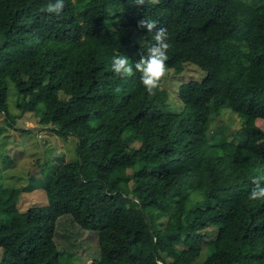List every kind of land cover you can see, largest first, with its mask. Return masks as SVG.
Returning <instances> with one entry per match:
<instances>
[{
  "label": "trees",
  "instance_id": "trees-1",
  "mask_svg": "<svg viewBox=\"0 0 264 264\" xmlns=\"http://www.w3.org/2000/svg\"><path fill=\"white\" fill-rule=\"evenodd\" d=\"M50 2L0 0V113L32 133L14 127L12 90L21 116L75 137L76 160H36L0 189V264H57L74 234L95 237L90 264H264V201L249 199L264 175V0H64L59 16ZM144 18L167 30V73L205 74L179 85L177 112L111 71L154 43ZM36 189L45 203L20 211Z\"/></svg>",
  "mask_w": 264,
  "mask_h": 264
},
{
  "label": "rangeland",
  "instance_id": "rangeland-1",
  "mask_svg": "<svg viewBox=\"0 0 264 264\" xmlns=\"http://www.w3.org/2000/svg\"><path fill=\"white\" fill-rule=\"evenodd\" d=\"M204 75L203 71L193 65H188L180 75L174 76L166 72L165 77L161 80L159 85L160 88H163L169 94L167 107L164 110L166 112L179 111L182 105L177 95L179 85L191 80L200 81L204 78ZM7 102L9 113L16 117V125L14 127L25 130L30 129L32 133H23L13 128H6L4 115L0 113V126H4L0 133V189L24 186L27 181V174L29 171L34 170V163L36 160H38L40 164H44L45 162L59 163L63 158H65L64 160L66 162L76 160L75 137L69 136L63 138L56 135L53 128H41L32 114L21 116L16 108L15 95L12 90H10L8 94ZM223 117L231 121L235 120L229 113L224 114ZM235 127L236 125L229 126V128L223 126L222 132L224 131L227 134H232ZM216 132L217 130H215V133ZM258 144L264 149V141H260ZM133 145H137V143L134 142ZM6 156L9 159L7 162L4 161ZM49 157L59 158L53 161L50 160ZM192 197L195 200L198 198V195L194 194ZM45 201L46 197L43 190L36 189L30 194L22 195L17 208L23 211L29 207L40 206L44 204ZM74 236V242L76 244L72 251L76 253L71 255L63 254L57 264H90L92 259L97 256L98 252L95 246V248H93L94 250L91 251L84 249L85 240H89L90 242L95 240L93 235L86 236L74 234ZM213 236L214 234L208 237L207 241L212 239ZM80 251L87 253L83 254V256L78 253ZM1 257L2 249L0 248V259ZM202 259L203 255L199 258L197 263Z\"/></svg>",
  "mask_w": 264,
  "mask_h": 264
},
{
  "label": "clouds",
  "instance_id": "clouds-1",
  "mask_svg": "<svg viewBox=\"0 0 264 264\" xmlns=\"http://www.w3.org/2000/svg\"><path fill=\"white\" fill-rule=\"evenodd\" d=\"M146 0H133L135 5H145ZM65 8L64 0H54L47 4L44 9L50 15L59 16ZM157 21L141 19L137 26L146 29L147 33H154L152 40L154 43L147 48L146 54L140 56L135 63H130L126 55H117L111 61V71L121 78H127L139 73V79L145 91L154 95L159 87L161 80L167 72L166 61L168 60L167 50L170 47L167 30L157 27ZM253 188L249 193L252 201H264V175H256L251 181Z\"/></svg>",
  "mask_w": 264,
  "mask_h": 264
}]
</instances>
